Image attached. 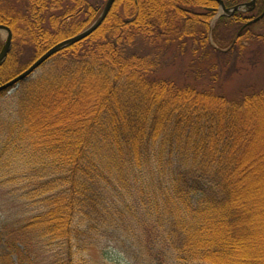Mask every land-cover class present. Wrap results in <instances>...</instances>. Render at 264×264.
I'll use <instances>...</instances> for the list:
<instances>
[{
	"label": "trees",
	"instance_id": "obj_1",
	"mask_svg": "<svg viewBox=\"0 0 264 264\" xmlns=\"http://www.w3.org/2000/svg\"><path fill=\"white\" fill-rule=\"evenodd\" d=\"M125 1L120 15L111 8L95 32L56 52L42 66V77L17 95L23 117L8 141L21 142L14 152L26 150L39 167H31L28 178L42 209L11 238L3 224L0 244L26 264L22 255L34 250L28 239L33 232L35 241H62L67 256L61 264H94L73 262V256L95 246L96 235L98 245L101 237H114L103 227L119 223L114 216L125 221L132 209L126 198L136 189L161 229L156 240L177 261L262 264L264 254L257 250L264 237L252 225L264 218L257 211L264 197L252 184L259 180L264 186V89L228 100L219 92L223 70L211 61L235 56L225 63L228 76L243 41L264 46V15L244 27L262 13L263 0L250 11L220 16L212 27L215 0ZM222 1L231 9L247 0ZM104 4L0 0V24L10 29L13 47L0 63V85L10 79L11 55L18 63V53L27 52L32 62L90 26ZM138 38L149 50L190 53L210 63L182 85L155 78L159 64L136 52ZM145 164L158 174L153 187L165 194L162 203L149 197L136 172Z\"/></svg>",
	"mask_w": 264,
	"mask_h": 264
},
{
	"label": "rangeland",
	"instance_id": "obj_2",
	"mask_svg": "<svg viewBox=\"0 0 264 264\" xmlns=\"http://www.w3.org/2000/svg\"><path fill=\"white\" fill-rule=\"evenodd\" d=\"M105 1L99 0V3L103 5ZM116 1L112 7L113 13L120 15L123 6L126 5V1ZM218 13L224 14V16L229 15V13H223L221 9H219ZM216 17L217 15L210 21L211 27L214 25ZM6 37L7 33L0 31V40L2 42L5 41ZM140 40L144 41L142 38H138L135 43L136 46H139L136 52L148 55L149 59H154L155 63L159 64V69L153 74L158 79L172 80L182 85V83L189 82L190 78L188 75L206 72L208 63H210V61L206 62L199 59L200 57L198 56L193 57L190 53L180 54L179 52L175 53L173 50L161 53L157 50H149L142 45L143 43ZM153 44L154 47L160 46L157 40H154ZM243 45L242 52L236 54L238 59L236 70L228 74V76H226V72H223L229 67L225 63H233L235 56L230 57L232 61L219 58L211 61V63L218 64L219 69L223 70L220 76L224 78L219 81L218 86L220 88L219 92L227 97L228 100H237L243 95L264 89V46L256 44L255 40H245ZM128 51L126 50V53ZM223 51L221 50V53H227V51ZM17 56L21 57L18 63L13 55L10 57L13 60V62H9L11 64V70H8L10 79L20 73L33 59L29 61L31 54L27 52H19ZM191 64L193 67H189ZM44 70V67H40L23 83L24 85L20 84L0 96V227L3 224L10 227L11 232L9 233L8 230L6 238L13 237L15 229L22 227L31 219L37 213V208L39 207V198L32 196V194L35 195L33 189L35 182L28 178V170L33 166L39 167L36 165V161L32 158L30 159V154L26 150L14 152L22 143L14 138L9 142L8 136L13 124L22 121L23 117L20 112L22 108L21 104L18 103L17 95L21 93L22 88L28 87L32 82L42 77ZM200 83L204 84L205 82L200 80ZM23 146L25 149L26 144L23 143ZM32 162H34V165H32ZM136 172L141 182L143 181L150 188L149 197L162 203L165 194L162 197V193L153 187L154 176L158 178L155 168L152 165L145 164L141 168V172ZM252 186H258L257 189H254V193H257L259 197H264L262 182H259V180L254 181ZM153 191L154 193H152ZM131 198H126L128 205L132 204L128 208L132 207V209L125 211L123 215L125 221L122 223L114 216V220L119 223L113 222L103 227V230L107 229V231L114 232V237L105 240L101 237L102 243L98 245L100 238L96 235L95 246L88 248L87 251L75 254L73 262H76L77 259H85L94 264H205L198 261H187L186 263L177 261L175 253L161 240H156L161 235V229L154 224L155 216L150 214V207L143 205L145 203L143 199H141L140 203L136 189L131 191ZM257 211H264V202ZM260 219L263 220L257 221L258 224L252 223V226L257 230L254 232L256 236L264 237V218L260 217ZM258 225L261 227L260 229ZM132 228L134 231H132ZM34 236L33 232L28 233V239L33 241L34 250H31L28 258L27 254L22 255L24 263L61 264L64 261L67 256V248L60 243L62 241L51 242L44 239L35 241ZM257 251L259 252L258 254H264V243L260 244V248ZM2 259H5V262L9 264L20 263L15 257L12 258L8 250L4 249L0 244V260ZM259 261L264 264V257Z\"/></svg>",
	"mask_w": 264,
	"mask_h": 264
},
{
	"label": "water",
	"instance_id": "obj_3",
	"mask_svg": "<svg viewBox=\"0 0 264 264\" xmlns=\"http://www.w3.org/2000/svg\"><path fill=\"white\" fill-rule=\"evenodd\" d=\"M114 1L115 0H106V2L104 4V7L102 9V12L98 16V18L87 29H85L82 32H80V33H78V34H76V35H74V36H72L70 38H67V39H65V40H63V41H61L59 43H56L55 45L50 47L48 50H46L36 60H34L25 70H23L21 73H19L15 77H13L11 80H9V81L3 83L2 85H0V93L10 90L11 88L17 86L19 82L27 79L40 66H42L46 61H48V59L53 54H55L59 50L63 49L64 47H66L68 45H71V44H74L76 42H79V41L87 38L88 36H90L93 32H95L100 27V25L103 23L105 18L107 17L109 11L111 10V7H112ZM215 1H217L220 4V8L222 9V11H224V12L228 11L224 7V4H223L222 0H215ZM254 4H255V0H251L248 3H244V4H241V5L235 6L233 9L230 10V13L238 10L241 7L251 8V7L254 6ZM259 18L252 20L248 24L256 22L257 20H259ZM0 31H5L7 33V37H6L5 41H4L2 50L0 51V63H2L4 61V59H5V57L7 56L9 50H10L12 33H11V31H10V29L8 27H6L4 25H1V24H0Z\"/></svg>",
	"mask_w": 264,
	"mask_h": 264
},
{
	"label": "flooded vegetation",
	"instance_id": "obj_4",
	"mask_svg": "<svg viewBox=\"0 0 264 264\" xmlns=\"http://www.w3.org/2000/svg\"><path fill=\"white\" fill-rule=\"evenodd\" d=\"M263 3H264V0H263ZM256 4V3H255ZM263 16L264 15V8H263V11H262V13L259 15V16H257V17H255L254 19H257V18H259L260 16ZM253 19V20H254ZM260 19V18H259ZM250 21H252V20H250ZM249 21H247L246 23H248Z\"/></svg>",
	"mask_w": 264,
	"mask_h": 264
}]
</instances>
